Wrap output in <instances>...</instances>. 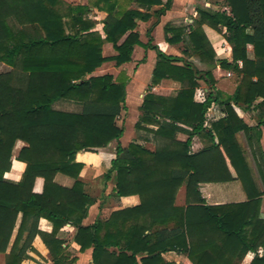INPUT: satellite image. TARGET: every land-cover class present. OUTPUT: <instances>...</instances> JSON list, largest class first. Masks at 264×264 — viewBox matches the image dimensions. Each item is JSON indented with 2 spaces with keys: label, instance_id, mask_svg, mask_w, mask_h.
<instances>
[{
  "label": "trees",
  "instance_id": "trees-1",
  "mask_svg": "<svg viewBox=\"0 0 264 264\" xmlns=\"http://www.w3.org/2000/svg\"><path fill=\"white\" fill-rule=\"evenodd\" d=\"M119 0H87L70 6L61 0H0V254L4 264H21L37 234L39 219L52 224L54 237L66 224L76 228L80 252L92 250L91 264H173L162 255L180 252L182 264H239L252 253L250 264H264V142L260 125L250 127L233 105H256L264 114V0H224L228 10H198V19L186 28L167 25L165 41L186 44L183 55L209 67L218 64L236 78L232 94L215 88L211 71L200 73L184 57L163 53L149 40L142 44L138 22L149 20L148 11L160 18L172 0H129L136 9L118 13ZM104 13L103 37L91 15ZM140 10H143L140 11ZM203 26L220 34L231 48L232 59L218 60ZM115 52L103 57L102 46ZM135 46L152 50L156 62L151 84L178 83L173 96L146 93L135 123L137 131L152 136L154 150L129 143L117 119L125 110L124 73L92 76L106 62L116 67L131 61ZM247 46L253 49L248 58ZM199 81L208 87L203 102L194 100ZM58 101L81 105V111H57ZM216 104L223 118L205 126V115ZM186 136L184 141L176 138ZM244 137L246 147L238 140ZM198 137L202 147L192 150ZM23 143L16 155L14 148ZM115 142V159L102 176L112 181L115 198L138 197L137 206L113 211L90 226L83 221L96 203L80 178L83 164L78 152L96 153ZM250 149L256 173L246 159ZM12 160L24 165L21 179L11 183L4 175ZM57 175L73 181L71 187L55 182ZM42 179L40 193L33 191ZM238 182L246 200L206 205L199 186ZM184 188V206L176 196ZM19 219L16 235L11 238ZM27 233V234H26ZM26 234L25 239H23ZM262 251L261 255L259 251Z\"/></svg>",
  "mask_w": 264,
  "mask_h": 264
},
{
  "label": "crops",
  "instance_id": "crops-1",
  "mask_svg": "<svg viewBox=\"0 0 264 264\" xmlns=\"http://www.w3.org/2000/svg\"><path fill=\"white\" fill-rule=\"evenodd\" d=\"M81 1L80 3L76 5H87V0H78ZM122 0L118 1V13H123L121 11L120 5ZM126 4H128L129 9H136L137 6L135 3L130 2L129 0H124ZM162 3H165L166 0H161ZM193 1V0H189ZM209 0H203V4L200 6L203 7H198V8H193L192 14L190 18H184L182 17L183 13L182 11L187 10V5L185 0H172V5L171 8L165 12L164 15H162L160 18H156L154 15V12L159 10L162 6H154L148 11V15H150L149 20L144 21V22H138V25L140 26L139 28H145L144 26L148 24L147 29L144 32L145 37L147 38L146 42H143L140 40L142 44H146L149 40V37L146 35L147 31L150 30V39H151V44L157 46L163 53L166 55H171V56H178L174 54V48H178V46L182 43H179L177 45H170L165 41V34H164V28L167 25H178L180 20L186 24L184 26H179V27H186V34L188 33V28L192 26L193 21L198 19V14L197 11L202 9V10H210V11H223V10H228L225 6L223 10H213L211 9L212 6L211 4H208ZM224 2V0H223ZM74 5V6H76ZM195 7V6H194ZM143 12V10H140ZM94 13L103 20L105 18V14L101 12H97L94 10ZM101 25V31H102V24ZM178 27V26H176ZM203 31L210 42L215 54L216 58L218 60H227L228 62L231 61L232 55H231V48L230 46L225 42L223 37L212 30L211 28L207 26H203ZM168 53V51H170ZM141 52L143 55L139 60H136L135 56L136 53ZM247 54L249 59H253V49L251 46H247ZM115 55V53H114ZM113 56V55H111ZM110 57V56H109ZM131 59L134 61V88H135V94L140 91L142 86L150 81L151 78V73L155 65L156 61V55L155 52L152 50H145L144 48L140 46H135L132 52ZM109 62L104 63L103 65L107 64ZM130 63V62H129ZM129 63L123 64L122 66H126ZM213 75V78L215 82L218 80L216 77L217 72L222 71L218 64L215 63V66L209 68ZM144 73L145 74V81L141 84L136 81L138 80V77ZM227 73L231 72H226L223 76L224 78L227 77ZM98 70H96L94 73H92V76H99L98 75ZM233 74V73H232ZM234 75V74H233ZM215 76V77H214ZM231 77V76H230ZM235 77V76H234ZM229 77L224 79V82H228ZM130 81V77H129ZM167 82V81H164ZM161 85H163V83ZM174 85L175 83H170L168 85ZM236 83L232 84L231 90L228 91H221L219 88L217 90L221 91L225 95H230L233 93L235 89ZM127 87V86H126ZM139 87V88H138ZM163 87V86H161ZM159 87V88H161ZM231 87V86H230ZM154 90H157V87L154 88ZM201 92L204 93L202 95H197V102H203L207 96V89H201ZM126 91V102L128 99L130 100H136L138 95H127ZM159 96H164L161 95L160 93H157ZM144 96V95H143ZM143 96H140V101L139 103L141 104ZM261 99H257L253 107L248 108V109H243L239 108L237 106L233 105V109L237 116L243 120V122L250 126V127H255L260 123H263L260 125V130L262 132V138L260 140V146L263 147V142H264V114L257 108L255 107L260 103ZM68 102V101H66ZM66 112V111H63ZM224 114L221 112L220 108L216 104H211L209 107L206 115H205V126L210 127L211 123L218 121L219 119L223 118ZM123 136V135H122ZM242 136V135H241ZM241 138V141L240 139ZM121 139V138H120ZM186 139V138H185ZM185 139L178 137V140L184 141ZM195 138L192 140V146H193V141ZM239 142L242 143L243 141V146L246 147V143L244 140V137H239L238 136ZM120 144L121 141L119 140ZM129 143H135L138 145H147L149 150H154V145L150 141H146L145 139H139L136 138L135 141H130ZM129 143H127L125 146L121 144V146L126 147ZM23 146V143L18 142L14 148V155L17 154L19 149ZM152 146L153 149H151ZM111 145H109L106 149L103 150H98L96 153H90V152H78L75 156V161L77 163L83 164V169L80 173V178L86 182V180H95L99 176L104 175L111 166L112 160L115 159V150H110ZM196 148V145L195 147ZM192 147L193 151L196 150ZM246 159L248 163L250 164L251 169L253 172L256 173V167L253 162L252 154L249 148H247V153H246ZM24 170V165L16 160H12L11 164V169L8 173L4 175V179L11 182V183H18L21 179L22 172ZM55 182L63 187H71L73 181L63 175H57L55 177ZM42 185L43 181L42 179L38 178L35 181L34 184V189L33 191L35 193H40L42 190ZM88 192V191H87ZM199 192L204 200L206 205L210 206H215V205H223V204H230V203H241L246 200L245 194L241 189V186L238 182H232V183H226V184H202L199 186ZM106 196H110L111 198L114 199L115 204H114V209L111 211H117L120 209L128 208V207H134L137 206L139 203L138 197L136 196H131V197H126V198H115L111 193L106 194ZM184 188H181L176 196V205L177 206H184ZM110 212V213H111ZM109 213V215H110ZM104 209L102 208L101 205H98V202H96L94 205H92L88 209V213L86 218L83 221L84 226H90L92 225L95 221L97 220H103L102 217L105 215ZM261 214H264V196L262 197V203H261ZM108 215V216H109ZM108 216L106 218H108ZM19 225V219L16 223V228L14 229L12 238H11V243L13 242L17 227ZM52 233V224L48 222L45 219H39L37 223V234L34 236L29 250H27L25 254V258L22 261L21 264H91V257H92V250L88 249L85 250L84 252H80L79 246L75 243L74 237L76 234V228L66 224L63 226L54 237H50ZM27 234V233H26ZM26 234H24L23 239H25ZM261 255V253H259ZM162 258L164 259L165 262L168 263H173V264H182L185 260V255L181 254L180 252H167L162 255ZM253 258L252 253L246 254L243 259L240 261L239 264H250L251 260ZM0 264H4V255L0 254Z\"/></svg>",
  "mask_w": 264,
  "mask_h": 264
},
{
  "label": "rangeland",
  "instance_id": "rangeland-1",
  "mask_svg": "<svg viewBox=\"0 0 264 264\" xmlns=\"http://www.w3.org/2000/svg\"><path fill=\"white\" fill-rule=\"evenodd\" d=\"M61 1L65 5H70V6H74V5L81 2L78 0H61ZM122 1H121L122 3L120 5V8H121V11L125 12V11H127L126 9L128 8V4H126L124 0H122ZM185 1H186V5H187V8H186L187 10L182 11V13H183L182 17H184V18H190L193 8L196 9L198 7H203L200 5H202L204 3L203 0H193V1L185 0ZM207 3L211 4L212 6L215 5V7L211 8L213 10H215V9L216 10H223L224 6H225L223 0H209ZM92 11H93V15H91L92 17H90V18H92V20L96 23L94 31L98 32L103 37L102 31H101V25H100L101 19L96 15V13H94V10H92ZM184 25H186V24L184 22L182 24V20H180L178 25L175 24L173 26L179 27V26H184ZM139 27L140 26L137 25V28H136V32L139 34V39L142 40L143 42H146L147 38L145 37L144 32L147 29L148 24L145 25L144 26L145 28H143V29L139 28ZM184 28H186V27H184ZM185 48H186V44L184 42H182L178 46V48H174V50H175L174 54H176L180 57H184V59H186V61L191 63L193 65V67L195 68V70L200 72V73H204L205 71L210 70L209 69L210 67L208 65L201 63L197 58L183 55L182 51ZM170 52H171V50L168 51V53H170ZM114 53L115 52L112 49L110 44L105 43L102 46L103 57H109V56L111 57V55H114ZM142 55L143 54L141 52L136 53V56H135L136 60H139L142 57ZM134 61L131 59V61L128 65L120 66V67H116L113 62H109L105 65H102L100 68H98L96 70H98L99 76L104 75V74H109V75H112L113 77H117V75L119 73H124L128 78L130 77V81H128V83H127L126 91H128L127 95H133V94H135V92H134L135 86L133 83V81H134L133 80L134 79V75H133L134 73L133 72H134V67H135ZM7 70H8V68L6 66H4V65L0 66V73L5 72ZM226 72L227 71H220V72H217V74H216V77L218 78V80L215 82V88H217V89L219 88L222 92L231 90L230 88H232V84L236 83V78L234 77V75L232 73H230L231 77L228 78V80H227L228 82L227 83L224 82V79H226L227 77L224 78L223 75ZM151 75H152V73H151ZM136 81L138 83H140L139 87H141V84L145 81V74L142 73L138 77V80L136 79ZM164 81H162V82H164ZM162 82L159 83L158 85L154 86L151 84V78H150V81H148L145 84L143 83L144 85L142 86L140 91H138V93L135 94V95H138L137 99L136 100L128 99L127 102L125 103V110L121 113V115L117 119V125L120 127H123V129H124L123 136L120 139L121 144L123 146H125L130 141H135L136 138L145 139L147 142L150 141L154 145V143L152 142V136L151 135H148L143 131H137L134 126H135V123L138 121V118L140 116V111H139V107H140L139 101L141 99L140 96H143L148 92L153 93L155 95H157V93H160L161 95H164L165 97L173 96L180 89V85L178 83L167 81V82H164L163 85H161ZM170 83H175V84L174 85L173 84L168 85ZM198 85H199L198 88H196V90L194 92V100L196 102H197V100H196L197 95L204 94L201 92L202 90H200V88L201 89H207V92H208V87L206 86V84L204 82L199 81ZM161 86H163V87H161ZM156 87H157V90H154V88H156ZM159 87H161V88H159ZM52 108L54 110H57V111H66V112H70V113H78L81 111V105L80 104L70 102V101H68V102L58 101L52 106ZM180 135L182 136L183 139L186 138V136L182 133H178L176 135V138L178 139V137H180ZM239 137H242V136L240 135ZM239 139L241 141V138H239ZM241 144H243V141ZM110 145H111L110 150H115L116 143L113 142ZM195 145H196V148H194ZM144 146L148 149L147 145H144ZM149 147H151V149H153L152 146H149ZM192 147L195 150L197 148H201L202 147V140L198 137H195ZM154 148H155V145H154ZM102 176H99L95 180H86L85 185H86V190L88 191V193L92 197H94L96 199V202H98V205H101L102 208L104 209V212H105L104 215L105 216L102 217V219H106V217L109 215V213L114 209L115 201L110 196H106V194L111 193V191L113 189V182L112 181L105 182ZM259 253H262V251L260 250Z\"/></svg>",
  "mask_w": 264,
  "mask_h": 264
},
{
  "label": "built area",
  "instance_id": "built-area-1",
  "mask_svg": "<svg viewBox=\"0 0 264 264\" xmlns=\"http://www.w3.org/2000/svg\"><path fill=\"white\" fill-rule=\"evenodd\" d=\"M226 75H227V77H230V76H231V74H230V73H227Z\"/></svg>",
  "mask_w": 264,
  "mask_h": 264
},
{
  "label": "water",
  "instance_id": "water-1",
  "mask_svg": "<svg viewBox=\"0 0 264 264\" xmlns=\"http://www.w3.org/2000/svg\"><path fill=\"white\" fill-rule=\"evenodd\" d=\"M196 72V70H194V73Z\"/></svg>",
  "mask_w": 264,
  "mask_h": 264
}]
</instances>
